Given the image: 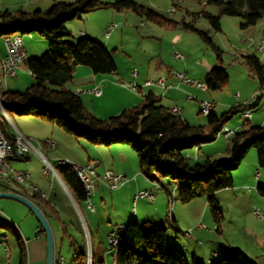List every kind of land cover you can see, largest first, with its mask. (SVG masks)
I'll return each instance as SVG.
<instances>
[{
  "label": "rangeland",
  "instance_id": "374dc122",
  "mask_svg": "<svg viewBox=\"0 0 264 264\" xmlns=\"http://www.w3.org/2000/svg\"><path fill=\"white\" fill-rule=\"evenodd\" d=\"M55 1L59 0H0V11L21 8L27 11L45 12ZM135 1L159 12L165 18L177 20L178 23L173 26L160 25L130 10L115 11L111 7H104L82 13L80 17L66 21L65 27L69 34L65 36V39L76 42L84 35L81 33L84 31V26L85 29H89L87 32L89 37H93L96 33L99 34L100 40H97L105 44V47L112 52L115 65L120 72H124L126 82L136 80L137 77H128L132 70H138V68L144 70L149 62L154 63L157 59L159 60V57L167 66L174 69L173 72L186 70L189 72V76L193 77L192 79H197L202 83H204L202 76L204 71L223 67L228 74L227 84L222 89L213 90L206 87L203 89L207 93L214 92L221 101L228 103L224 110L217 106L216 111L212 113L220 115L234 107L236 88L247 87L246 81H242V78H253L254 76L244 63L242 55L254 53L261 61H264V13L254 25L246 28L240 26V23L243 22L241 17L222 14L220 15L221 30L215 31L201 12L208 11L218 14L219 8L204 0L200 2L173 0L176 3L173 12H170V8L173 6L171 0ZM195 12H199V14L194 15ZM106 16L109 17L108 23L116 24V28L110 31L111 37L107 44L104 36L107 24H103V19L107 18ZM182 21L191 22L194 28L205 32L217 49L205 41L199 33L185 27ZM23 37V45L28 58L39 56L47 50L40 52L37 49L34 40L36 38H41L45 42L46 40L36 32L25 34ZM2 38H0V51L5 48ZM258 45L262 47V50L257 49ZM175 52L181 54L182 59L176 58ZM0 80V93L6 89V86L11 87V82L16 84L17 90H23L35 82L26 68L16 71L14 78L2 74L1 63ZM50 86L54 87V85ZM256 91L257 88L249 98ZM186 94L199 97L189 91L182 94L183 100H185ZM213 99L217 103L215 98ZM189 102H193V100ZM261 108L264 109V97H261L257 105L248 110L253 115L259 113ZM198 110L197 108L190 110L187 119L191 124L205 123L206 117L202 116ZM8 117L7 121L11 126L15 114H9ZM249 120L250 118L247 121ZM244 121L245 118L241 115V111H237L231 115L224 126L236 131L241 129ZM67 136H69V140L62 141L58 147L60 146V150L65 155L75 159L71 161L79 163L78 157H84L86 153H89L99 162L100 167L106 161H110L112 156L116 158L115 163L121 165V154L125 158L122 166L127 170L132 169L127 174L129 177L126 176L127 181L116 189L108 188L101 180L97 181L98 186L93 191L94 194L92 196L88 194L89 201L95 209L93 211L87 208L85 202L76 203L52 171L43 178L44 184L53 185V190L51 188L47 198L48 202L54 205L59 218L66 223L77 243L85 246L86 253L88 245L91 246L96 261L103 260L105 264H110V254L116 251L117 247L109 248L108 233L114 231V228L121 225L122 222L133 220L134 215L138 214L139 225L146 226L145 221L148 219L149 230L156 227V218L159 217L161 220L159 225L164 226L167 230L166 244L182 251L188 259V264H192V256L205 264H209L211 260H218L222 257L223 248L229 245L240 248L248 258L255 260L257 264H264V220H259L252 213L254 209H259L264 215V197L259 203L252 200L249 195L250 189H248L252 187L251 184H243L236 188H223L215 192V200L222 215L217 229V223L211 215V207L206 197H196L188 203H181L175 199L177 191L174 183L168 185V192L157 187L155 180L148 179L141 173L137 155L130 145L123 143H113L109 146L94 145L83 137ZM200 146L201 151L198 146L184 151L190 164L203 162L206 158L223 160L227 157V154L215 152L224 151L227 147V139L223 137H217V142L214 144L204 143ZM26 162L24 161V163ZM39 164L40 166L44 165L42 161ZM256 170L259 172L258 177L255 176ZM103 173L104 171L101 175ZM231 174L234 185L245 176H248V179L253 183L264 180V173L257 164L254 147L248 149L239 166ZM145 181L155 185L152 187L155 196L152 201L146 198H135L139 188L144 187L142 183ZM137 184L140 186L137 187ZM22 188L27 187L22 185ZM41 189L47 190L48 188L43 186ZM171 213L176 219H179H177V224L180 231L169 225L170 220L168 219ZM82 221L85 222L89 235L91 233L89 244L85 238ZM190 221L194 225L184 226ZM49 223L63 259L62 264H72L74 249L68 245V239L61 235L58 221L50 217ZM0 224V264H20V248L15 241L14 231H17L24 241L25 264H45V236L43 232H38L39 223L26 206L12 199L0 198ZM198 224H201L202 227H197ZM188 229H191V233L187 236L184 231Z\"/></svg>",
  "mask_w": 264,
  "mask_h": 264
},
{
  "label": "trees",
  "instance_id": "16d2710c",
  "mask_svg": "<svg viewBox=\"0 0 264 264\" xmlns=\"http://www.w3.org/2000/svg\"><path fill=\"white\" fill-rule=\"evenodd\" d=\"M171 1L174 6L176 3ZM204 1L219 8L218 14L201 12L215 31L221 30L222 14L241 17L243 22L240 26L246 28L254 25L264 13V0ZM104 7H111L115 11L130 10L160 25L173 26L178 23L135 0H59L45 12L21 8L0 11V38L14 33L24 36L36 32L47 42L44 53L25 61L35 82L23 90L7 88L0 93L6 114L45 119L67 134L83 137L95 145H130L135 150L138 167L145 177L155 180L167 192L168 185L174 183L177 191L175 199L188 203L196 197H206L218 229L222 215L214 193L233 185L231 172L239 166L249 148L254 147L258 167L264 173V121L259 126H251L245 119L241 129L227 139V157L223 160L206 158L203 162L190 164L184 151L212 142L233 113L254 107L259 99L245 106H234L220 115L211 113L205 123L199 125L191 124L179 113L171 111L161 103L160 96L152 92L145 94L137 105L124 108L118 114L105 118L96 116L83 105L77 93L64 88V85L72 79L73 68L77 64L88 66L95 74H109L115 71V61L112 52L93 37L83 35L76 42L66 40L69 32L65 22ZM182 23L217 49L205 32L194 28L191 22ZM242 58L258 84L263 83L264 61L254 53H245ZM227 81L225 68L217 67L205 72L203 84L207 89L215 90L222 89ZM56 171L74 201L78 204L85 202L82 183L72 170L59 166ZM257 190L264 196V186H258ZM22 192L39 206L48 220L53 217L58 221L61 235L68 239V245L74 249L72 264H87L85 246L77 243L66 223L59 218L54 205L36 192ZM169 224L177 229L172 221ZM38 232L42 230L38 228ZM14 237L20 248L19 262L25 264L24 241L17 231H14ZM55 247V255L60 257L56 239ZM116 247V264H188L182 251L166 244V230L162 225L149 230L131 220L125 224ZM221 254L220 259L211 260L209 264H257L236 246L224 247ZM191 262L205 264L195 256L191 257ZM90 264L105 263L103 260L96 261L92 252Z\"/></svg>",
  "mask_w": 264,
  "mask_h": 264
},
{
  "label": "crops",
  "instance_id": "0c3cea01",
  "mask_svg": "<svg viewBox=\"0 0 264 264\" xmlns=\"http://www.w3.org/2000/svg\"><path fill=\"white\" fill-rule=\"evenodd\" d=\"M106 17L107 18L103 19V22H104L103 24L108 25L109 24L108 23L109 17L108 16H106ZM83 30L84 31H81V33L88 36L87 32H89V29L88 30L85 29V26H84ZM104 36L106 37V44H107L110 40V37H111L110 33L108 35L104 34ZM23 38L24 37L22 36V41H23ZM93 38L100 40L99 34H97V33L93 36ZM2 41H3V38H2ZM3 43H4V41H3ZM34 44L37 45V49L40 52H43L44 50L47 49L46 42L41 38H36L34 40ZM104 46H106V45L104 44ZM4 53H5V48H4V50L0 51V59L3 57ZM27 58H28V56H27ZM23 68L27 69L25 63L21 64L20 67L17 69V71H22ZM173 70L174 69L170 68V66H167L160 59V57H159V60L157 59V61L154 63L149 62L144 70L141 68L140 69L138 68V70H136L137 75L135 76L137 78H136V80H133L134 83H136L137 85H141L143 83V81L146 80L147 78H155L158 76L165 77L166 82L168 84L173 85V87H169L166 90H163L162 88H160L158 86H147V87L145 86L142 88L143 94L139 95L135 91L133 92L132 90H130V89H128L122 85V82H126V80L124 79L125 78L124 72H120L118 70L117 66L115 68V71H113L112 73L95 74L91 71V69L88 66L82 65V64H77L73 68L72 79L64 85V88L77 93L78 96L80 97L83 105L89 111H91L93 114H95L98 117H102V118L118 114L124 108L137 105L141 101L143 96L145 94H147L148 92H152L154 95L160 96L161 103L164 104L165 106H167L169 108L176 106L179 109V114L183 118H185L186 120H188L187 117L190 114V110L192 111V109H194V108L198 109V100L206 98L208 100L213 101L214 100L213 98H215L217 103H215V101H213L215 103L214 111H216L217 106L218 107L220 106L221 110H224L228 106L227 101H221L219 99V97H217V95L214 92L207 93V92H205V90L203 88L196 87V86L191 85V84L178 83V79L172 75ZM182 72H184L187 77L193 78V77L189 76V72H187L186 70H183ZM205 72L206 71H204L202 73L203 77H204ZM128 77L129 78L133 77L131 75V72L128 74ZM12 78H14V77H12ZM242 81H246L247 87L246 88H244L243 86L237 87L235 90V93L238 94L239 100H246L249 98V96L253 92H255L256 88L258 89L259 84H258V81H257L255 76H253V78H250V77L242 78ZM127 82H130V81H127ZM94 85L100 86V88H101L100 94L95 95L93 93L88 92V90L90 88H92ZM10 86L11 87L6 86V89L8 88L11 90H17L16 84H14V82H11ZM189 91L197 94V96H199V97H196L192 94H189V95L193 96V98L187 99L186 96L188 94H186L185 100H183L182 94H184V92H189ZM79 93H82V94H79ZM205 96H209V97H205ZM209 98H211V99H209ZM190 100H193V102H189ZM257 103H258V100H257ZM263 121H264V109L261 108L259 113H254L253 115L250 114V120L248 121V124L251 126H259L263 123ZM11 125L16 130H18L20 133H22L23 135H25V136L33 139V140H37V141H41V142H44L46 139L53 140L55 142V146L53 148H51L47 145H43V151H44V153L45 152L47 153V154L45 153V155L48 156V157L47 156L46 157L49 161H53L55 158H67L69 160H75L73 157H71L69 155H65L64 152H62L60 150V146L58 147V145H61L62 141H68L69 140V136H67L69 134H66V132H64L56 124L51 123L45 119H41V118L34 117V116L15 115ZM236 131H238V130H236ZM217 137H220V136H216V138L212 142H209V143L210 144L216 143ZM227 148L228 147H226L224 151H215V152L227 154ZM198 149L201 151V146H198ZM91 156L92 155H90L89 153H86L84 157H78V162L80 164H84L86 162H95L96 163V172L99 176H101L102 171H105L106 169H110V170L115 171L121 175L127 176V178L129 177V175H127V174L132 169L127 170V169H125V167L122 166V163L125 160L123 155L120 154L121 165H118L117 163H115L116 158L114 156H112L110 161H106L105 163H103V165H101V167L99 165V162ZM24 161H27V162L24 163ZM41 161L42 160L38 154L31 153L25 159L16 160V161L11 162V165L17 169L28 171L30 182L39 189L38 193H44V194H40V195L43 198L47 199L49 197L48 195L50 193L51 188L53 190V185L52 184L46 185L43 183V178L46 177L49 173L48 174L43 173V171H42L43 166H40V164H39V163H41ZM56 177L58 180L60 179L58 175H56ZM133 177H134V175H133ZM240 180L241 181L237 182L236 185H234V183H233L234 186L232 185L231 187H228V188H236L237 186L240 187L243 184H251L252 187L248 188V189H250L249 195L252 198V200H254L256 203L257 202L259 203L262 200V197H264V196L258 192L257 187L260 185H264V180L263 181L262 180L257 181L256 183H253L252 181H250L248 179V176L247 177L245 176ZM59 181L62 183L61 180H59ZM142 185L144 187L143 188L140 187L141 189H151L152 187L155 186L152 183L146 182V181L143 182ZM43 186L44 187L46 186L48 189L47 190L41 189ZM97 186H98V183L96 185V188H97ZM139 186L140 185L137 184V187H139ZM156 186H157V184H156ZM6 188H10L13 190H18V191L20 190L21 193H23L22 192L23 190L27 191L28 194L33 193L30 189L22 188L19 185H15V184L9 186V185L5 184V182L0 180V190H5ZM140 188H139V190H141ZM93 191H92L91 196L94 194ZM91 196H90V198H91ZM214 197H215V193H214ZM215 199H216V197H215ZM88 200H89V197H88ZM155 209H157V208H155ZM145 214H146V212H145ZM180 216H182V215H180ZM138 218H139V215L135 214L133 220H135L139 224ZM156 219H157V221L155 222V224L159 225L161 220L159 219V217ZM177 219L174 217V215L172 213L170 214L169 220L173 222L174 226L178 230H180L178 227V224H177ZM151 220H153V219H151ZM145 222L147 225L144 227L148 228V226H149L148 219ZM126 223L127 222L125 221V222H122L121 224L125 225ZM190 224L194 225V223L192 224V222L190 221V222L186 223L184 226L190 227L191 226ZM170 226L173 227L172 225H170ZM177 229H175V230H177ZM165 230H166V228H165ZM166 236H167V230H166ZM229 246H232V245H229Z\"/></svg>",
  "mask_w": 264,
  "mask_h": 264
},
{
  "label": "built area",
  "instance_id": "2783aa9c",
  "mask_svg": "<svg viewBox=\"0 0 264 264\" xmlns=\"http://www.w3.org/2000/svg\"><path fill=\"white\" fill-rule=\"evenodd\" d=\"M115 27H116V24L109 23L105 28L104 34L108 35L110 31L113 30ZM8 37L10 39V46L9 48H5V53L3 55V58L5 59V65H6L5 74H11V77H15L16 71L18 69L17 68V55H18V50L21 47V45H13L12 36L8 35ZM257 49L262 50V48H259V45L257 46ZM174 56L179 59H182L183 57L181 54L177 52L174 53ZM131 75L133 77L137 75V72L135 69L131 71ZM172 75L178 79V83L191 84V85H194L200 88L205 87L202 82H200L197 79H192V78L187 77L184 72L174 71L172 72ZM122 85L124 87L140 88L141 90H143L142 88L145 86L146 87L147 86H158L162 88L163 90H166L169 87H173L172 84H168L166 82V78L163 76H158L155 78H147L146 80L143 81L141 85H137L134 82H122ZM88 92L98 95L101 92V88L99 85H94L92 88L88 90ZM234 95H235V106H245L247 104H251L255 100L260 99L261 97H264V82L259 85L256 93L246 100H239L237 93H235ZM186 98L192 99L193 96L188 94ZM171 109L172 111L179 112V109L176 106L172 107ZM198 109L202 112V115H205L206 109H215V103L208 99L198 100ZM0 114H2V108L0 109ZM241 115L246 120L250 118V112L247 108L241 111ZM12 136L18 143V155H17L18 160L27 158V156L31 153L38 154L41 160L43 161L44 165H43L42 171L45 174L51 173V165L69 167L72 170V172L75 174V176L78 178V180L82 183L83 189L85 191V203H86L87 208L90 209L91 211L94 210V206L91 202H88V194H92V191L96 188L97 181L101 180L110 189H116L127 181L126 176H123L110 169H106L104 173L101 176H99L96 172L95 162H86L84 164H79L71 160H68L66 158H58V159H54L53 161H49L43 151V145H47L53 148L55 146V142L51 139H46L44 142L33 140L23 135L22 133H20L13 126H12ZM217 136L223 137L224 139H228L230 136H232V130L223 126L218 131ZM9 156L10 155H6L3 144L0 142V180L5 182V184L7 185L8 183L5 181V173L7 172V166H9ZM16 173H22L24 177L29 180L28 171L16 169ZM255 176L256 177L258 176L257 170L255 172ZM157 186L159 185L157 184ZM135 197L136 199L146 198L152 201L155 196H154L153 189H141L136 192ZM253 213L259 220H264V215L261 213L259 209H254ZM197 227H202V225L198 224ZM62 260L63 259L61 256L60 257H57L56 255L54 256V264H62Z\"/></svg>",
  "mask_w": 264,
  "mask_h": 264
},
{
  "label": "bare ground",
  "instance_id": "6f19581e",
  "mask_svg": "<svg viewBox=\"0 0 264 264\" xmlns=\"http://www.w3.org/2000/svg\"><path fill=\"white\" fill-rule=\"evenodd\" d=\"M174 6H171L170 8V12L174 11ZM10 36H12V44L13 45H21V47L18 50V55H17V68L20 67L21 64L25 63L26 59H27V55H26V51L24 49V45H23V41H22V35L19 33H14L11 34ZM3 40L5 43V48H9L10 46V39L8 37V35L3 36ZM259 48H262L261 46H259ZM1 63V70H2V74L4 75H8L11 76V74H5L6 73V65H5V59L2 57L0 60ZM1 82V80H0ZM132 91H135L136 93L143 94V90H141L140 88H135V87H126ZM258 90V89H257ZM2 108V114H0V142L3 144V147L5 149L6 155H10L9 156V166H7V172L5 173V181L8 183V185H19L20 187L25 186L27 188H30L32 190V192H39V189L33 185L28 179H26L24 177V175L22 173H16V169L11 165L12 161H16L17 159V155H18V143L16 142V140L14 139V137L12 136V125L10 126L8 121V116L3 108V105L0 101V109ZM172 111V109H171ZM200 112V114L202 115V112L200 110H198ZM214 111V109H206L205 111V115H202L204 117H207L209 114H211ZM174 113H179L177 111H173ZM235 131H232V134ZM218 133V132H217ZM57 167H59V165H51V171L57 175ZM257 175H259V172L257 170ZM60 180V179H59ZM175 186V185H174ZM20 192V190H19ZM136 198V197H135ZM170 198V196H169ZM89 202V200H88ZM82 225H83V229H84V234H85V238L87 240V243L89 244L90 241V235L88 232V228L86 227V224L84 221H82ZM125 229V225L121 224L118 227L114 228V231L110 232L107 235V242L109 244V248H115L118 244V241L120 239V235L123 233ZM191 230L188 229L186 231H184L185 235H190ZM86 243V245H87ZM91 246L88 245L87 247V258H88V263L90 264V258H91ZM110 264H116V251L112 252L110 254Z\"/></svg>",
  "mask_w": 264,
  "mask_h": 264
},
{
  "label": "water",
  "instance_id": "95a60500",
  "mask_svg": "<svg viewBox=\"0 0 264 264\" xmlns=\"http://www.w3.org/2000/svg\"><path fill=\"white\" fill-rule=\"evenodd\" d=\"M0 198H8L20 202L31 212L37 219L39 223V228L42 230L45 236L46 243V260L45 264H54L55 256V238L49 223L47 216L44 212L35 204L29 197L25 196L18 190H13L6 188L5 190H0Z\"/></svg>",
  "mask_w": 264,
  "mask_h": 264
}]
</instances>
